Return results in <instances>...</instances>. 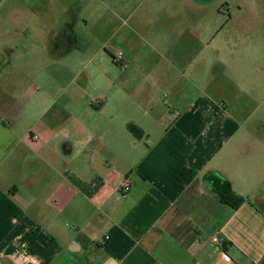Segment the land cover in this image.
Instances as JSON below:
<instances>
[{
    "label": "crops",
    "instance_id": "1",
    "mask_svg": "<svg viewBox=\"0 0 264 264\" xmlns=\"http://www.w3.org/2000/svg\"><path fill=\"white\" fill-rule=\"evenodd\" d=\"M99 1L107 41L133 70L117 69L115 90L73 104L61 124L51 114L66 88L29 89L59 78L26 69L71 56L91 0H0V264H264V89L254 102L251 62L228 59L239 42L217 41L219 14L198 0ZM46 31L42 54L28 57ZM215 38L216 56L206 54ZM233 79L245 82L242 104ZM181 166L194 172L186 183ZM206 174L242 204L222 203Z\"/></svg>",
    "mask_w": 264,
    "mask_h": 264
},
{
    "label": "rangeland",
    "instance_id": "2",
    "mask_svg": "<svg viewBox=\"0 0 264 264\" xmlns=\"http://www.w3.org/2000/svg\"><path fill=\"white\" fill-rule=\"evenodd\" d=\"M197 1V0H196ZM32 2V1H31ZM198 2V3H197ZM178 0L177 3L180 4L184 9L195 7L192 3H197V7H204L205 10L210 11L209 13L218 12L216 15L219 16L217 19L218 28H224V30L216 37L217 41L223 42H239L236 48H232L233 54L231 55L230 62L234 60H249L252 64L253 77L246 82V90H254V102L256 99L261 97L256 96L255 90L264 89V0ZM115 8V6L113 5ZM106 8L101 4L99 0H91L89 7H86L85 16L87 18L88 26L85 27L83 23H78L75 26L76 33V43L73 53L67 59L61 60L54 64L43 63H30L26 70L30 72L41 73V68H45L50 71L57 78V81H51L47 79H37L34 85L30 86V81L27 82L29 89L36 90L48 89L54 92L58 88H66V97L69 95V99L65 100V96L58 101V105L54 107L51 116L58 123L67 122L70 118V108L73 104L77 106H82L89 103L91 98L99 97L105 94L107 91L115 90L116 85H113L114 79L117 78V69L122 71L125 69L123 64L124 53L119 45H117V39L107 41L112 29L106 27L105 24L110 22L112 19L108 12H104ZM74 10L80 12L79 2L74 7ZM216 17V16H215ZM208 17L205 18V26H215L216 18ZM28 18H30L28 16ZM118 20H113L112 24L114 26L119 25ZM126 29V28H124ZM49 31L44 33L42 38H38V44L36 46L28 44V57L34 56L35 59L38 58L42 53L40 47L49 40ZM216 38L215 43L210 46V49L206 50L205 53L216 56ZM41 41V43H40ZM48 43V42H47ZM46 43V45H47ZM45 45V46H46ZM233 45V44H232ZM138 48L141 53L139 55L147 56L145 53L148 47H144L142 43L138 44ZM221 48H219V51ZM117 51L123 53L122 63L115 64L113 66L112 57ZM149 52V51H147ZM208 52V53H207ZM227 54V51H226ZM110 55V56H109ZM25 57V56H24ZM31 58V57H30ZM31 61V60H30ZM205 60H202L199 64L202 65ZM16 60H14V63ZM116 65V66H115ZM200 65L196 67H200ZM14 68L20 66L19 63L12 65ZM125 71V73H131L132 66ZM261 72L262 76L255 74V71ZM15 71V69H14ZM165 71H174L171 67L165 69ZM194 71H202L198 68ZM123 77V72L119 73ZM54 83L47 84V83ZM116 83V82H115ZM243 84L244 81L239 79H233L229 86L230 95L236 96V103H244V96L239 97L237 93V88ZM42 85V86H41ZM40 93V92H39ZM38 93V94H39ZM264 94V93H262ZM94 100V99H93ZM79 121V117H78Z\"/></svg>",
    "mask_w": 264,
    "mask_h": 264
},
{
    "label": "trees",
    "instance_id": "3",
    "mask_svg": "<svg viewBox=\"0 0 264 264\" xmlns=\"http://www.w3.org/2000/svg\"><path fill=\"white\" fill-rule=\"evenodd\" d=\"M126 128L134 138H141L142 131L137 126L129 124ZM175 176L180 181L186 183L192 179L194 172L184 166H181L175 172ZM204 179L212 186V190L217 194L222 203L233 208H237L240 204H242L243 200L234 196L227 181H224L213 174H206Z\"/></svg>",
    "mask_w": 264,
    "mask_h": 264
},
{
    "label": "built area",
    "instance_id": "4",
    "mask_svg": "<svg viewBox=\"0 0 264 264\" xmlns=\"http://www.w3.org/2000/svg\"><path fill=\"white\" fill-rule=\"evenodd\" d=\"M122 57H123V53L121 51H117L114 56L112 57V61L115 63V64H121L122 63ZM119 190L122 194H127L130 190V183L128 180H124L120 186H119ZM210 243L214 244V245H217V246H222L223 245V242L224 240L217 237V236H212L210 237L209 239Z\"/></svg>",
    "mask_w": 264,
    "mask_h": 264
}]
</instances>
